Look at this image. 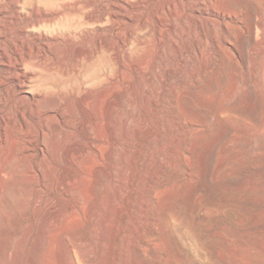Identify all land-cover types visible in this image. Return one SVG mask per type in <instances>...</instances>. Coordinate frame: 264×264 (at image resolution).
I'll return each mask as SVG.
<instances>
[{
    "label": "rangeland",
    "instance_id": "obj_1",
    "mask_svg": "<svg viewBox=\"0 0 264 264\" xmlns=\"http://www.w3.org/2000/svg\"><path fill=\"white\" fill-rule=\"evenodd\" d=\"M172 1L143 0L113 31L127 45L104 59L102 159L68 165L60 138L49 167L1 173L0 264H264V0H212L209 19L157 32Z\"/></svg>",
    "mask_w": 264,
    "mask_h": 264
},
{
    "label": "bare ground",
    "instance_id": "obj_2",
    "mask_svg": "<svg viewBox=\"0 0 264 264\" xmlns=\"http://www.w3.org/2000/svg\"><path fill=\"white\" fill-rule=\"evenodd\" d=\"M211 1L174 0L167 8L155 9L157 32L172 20L209 19ZM142 2L27 0L26 15L8 3L0 7V175L6 168L49 167L48 161L38 160L39 154L50 144L58 154L60 138L66 164L76 157L84 168H92L102 159L109 90L104 59L109 51L116 62L120 60L127 43L113 31L133 18ZM133 32L127 29L129 36ZM72 59L88 66L64 74L62 68ZM118 84L115 79L111 88ZM20 190L6 186L4 207L13 212L19 208ZM12 248L6 243L0 250L5 254Z\"/></svg>",
    "mask_w": 264,
    "mask_h": 264
}]
</instances>
